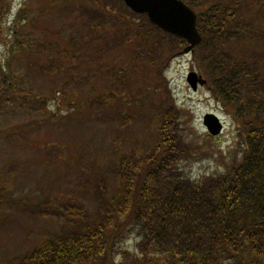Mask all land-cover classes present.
Wrapping results in <instances>:
<instances>
[{
    "label": "rangeland",
    "instance_id": "obj_1",
    "mask_svg": "<svg viewBox=\"0 0 264 264\" xmlns=\"http://www.w3.org/2000/svg\"><path fill=\"white\" fill-rule=\"evenodd\" d=\"M235 1L251 15L264 10V0ZM68 3L78 5L77 16L65 15L64 0H0V64L10 65L2 81L8 88L13 75L22 90L14 95L8 90L10 103H0V264H17L24 252L75 228L70 216L74 205L101 220L96 175L105 177L107 195H120L125 182L121 176L111 179V162L126 151L145 156L164 149L178 157L182 175L197 179L227 170L245 150L247 126L228 110L230 105L207 83L193 90L187 82L191 70L203 76L196 53L174 55L180 48L168 46L171 34L154 30L150 41L142 43L158 49L147 56L146 47L130 39L135 26L145 33L146 15L135 13L123 0ZM23 4L37 16L34 25L25 23L19 30L35 34L36 41L21 50L17 43L18 53L11 57L12 29ZM120 12L132 21L126 23ZM104 14L111 15L106 19ZM89 18L88 27L82 20ZM256 20L264 27L263 15L258 13ZM77 31L87 39L82 53L69 45ZM38 48L45 49L42 55H36ZM32 64L37 68H30ZM95 70L100 76L91 79ZM207 113L222 124L219 134L206 130ZM163 122L173 126L166 138ZM122 236L120 248L137 254L140 237L135 231ZM112 255L123 260L119 252Z\"/></svg>",
    "mask_w": 264,
    "mask_h": 264
},
{
    "label": "trees",
    "instance_id": "obj_2",
    "mask_svg": "<svg viewBox=\"0 0 264 264\" xmlns=\"http://www.w3.org/2000/svg\"><path fill=\"white\" fill-rule=\"evenodd\" d=\"M69 1L64 0L63 11L73 18L78 5L69 7ZM187 2L196 11L201 34L192 53L198 57L208 87L247 126L240 161L223 172L191 179L177 168L178 157L164 149L145 156L126 151L119 161L111 162V179L121 176L125 182L120 195H107L105 177L96 175L93 186L101 196L97 212L101 220H94L74 205L70 216L75 218V228L24 252L17 264H264V27L256 20L258 13L264 16V10L251 15L235 0ZM246 9H250L249 4ZM33 12L24 10V4L17 10L11 57L18 53L17 43L21 44L20 50L27 42L35 44V34L19 30L25 23L35 24L37 15ZM120 13L126 23L132 21ZM111 14L104 17L108 19ZM104 17L100 15L101 20ZM82 21L89 27L90 18ZM144 23L148 25L145 33L130 25L134 33L131 40L146 43L154 30L163 34L147 19ZM83 34L77 31L70 37L73 51L83 52L87 40ZM160 38L162 45L164 36ZM170 38H174L168 44L172 50L185 44L181 37ZM244 40L245 44H238ZM143 43L147 56L158 49L156 44L148 47ZM110 44L107 42L105 47ZM44 50L38 48L36 55ZM9 66L0 64V103H10L8 90L12 89L13 95L22 91L13 75L9 87L4 86L2 80ZM30 68L37 66L32 64ZM91 74V79L100 76L97 70ZM89 98L96 100L94 96ZM26 101L30 104L29 99ZM172 130V125L163 122V137ZM132 231L140 237L135 243L137 254L119 246L122 234ZM115 252L120 253L122 261L114 259Z\"/></svg>",
    "mask_w": 264,
    "mask_h": 264
},
{
    "label": "water",
    "instance_id": "obj_3",
    "mask_svg": "<svg viewBox=\"0 0 264 264\" xmlns=\"http://www.w3.org/2000/svg\"><path fill=\"white\" fill-rule=\"evenodd\" d=\"M124 2L136 12H146L149 20L162 30L185 38L188 44L179 53L188 52L201 39L196 27L195 12L182 0H124ZM187 80L193 89L196 88L197 81L201 84L204 82L195 71L187 74ZM203 123L212 134H217L221 129V124L213 113L204 115Z\"/></svg>",
    "mask_w": 264,
    "mask_h": 264
}]
</instances>
